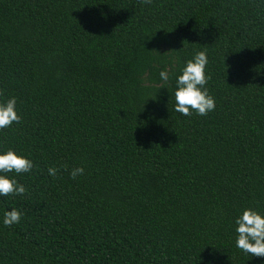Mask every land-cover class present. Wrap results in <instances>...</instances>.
<instances>
[{"label":"trees","instance_id":"1","mask_svg":"<svg viewBox=\"0 0 264 264\" xmlns=\"http://www.w3.org/2000/svg\"><path fill=\"white\" fill-rule=\"evenodd\" d=\"M198 51L216 106L188 117ZM0 89L22 117L0 153L34 163L7 174L0 264H264L235 223L264 214V0H0Z\"/></svg>","mask_w":264,"mask_h":264},{"label":"clouds","instance_id":"2","mask_svg":"<svg viewBox=\"0 0 264 264\" xmlns=\"http://www.w3.org/2000/svg\"><path fill=\"white\" fill-rule=\"evenodd\" d=\"M140 2L150 5L153 0H140ZM208 62L206 51H198L193 59L187 61L182 74L176 81L174 111L190 117L194 112L200 116H207L215 109V99L209 94L206 87L211 79V75L206 74L205 71ZM159 75L163 81L161 87H164L169 81V72L163 70ZM4 96L5 90L0 89V97ZM16 105L17 99L14 96L0 99V130L21 122L22 117L18 113ZM33 167L34 163L31 159L19 155L12 149L0 153V196H24L27 188L7 174L31 173ZM63 168L65 171L68 170L67 165H64ZM58 171L60 169L56 167H49L48 174L56 177ZM84 171L82 166L74 167L70 170L69 175L75 180L78 176L83 175ZM21 219L22 213L13 208L4 213L3 224L11 227L14 224H19ZM235 223L238 234L237 248L248 255L264 257V214L252 208H245L242 214L236 218Z\"/></svg>","mask_w":264,"mask_h":264}]
</instances>
